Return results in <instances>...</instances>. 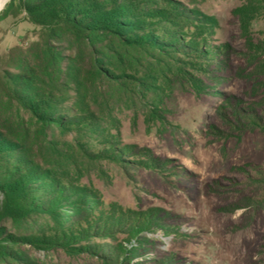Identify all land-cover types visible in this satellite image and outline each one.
<instances>
[{
  "label": "rangeland",
  "instance_id": "1",
  "mask_svg": "<svg viewBox=\"0 0 264 264\" xmlns=\"http://www.w3.org/2000/svg\"><path fill=\"white\" fill-rule=\"evenodd\" d=\"M172 2L182 27L157 35L193 48L143 59L159 68L146 105L55 130L60 155L35 146L73 200L61 224L39 214L31 229L69 244H25L24 264H264V0ZM37 30L24 13L2 19L0 65Z\"/></svg>",
  "mask_w": 264,
  "mask_h": 264
},
{
  "label": "trees",
  "instance_id": "2",
  "mask_svg": "<svg viewBox=\"0 0 264 264\" xmlns=\"http://www.w3.org/2000/svg\"><path fill=\"white\" fill-rule=\"evenodd\" d=\"M175 6L172 0H10L0 12V21L24 13L38 27L37 37L11 47L0 65V264H24L25 244L48 246L54 238L69 244L65 233L48 237L31 229L39 214L61 224L70 214L59 204L73 200L53 165H41L35 146L45 156L60 155L55 130L107 122L115 102L146 105L140 85L159 68L145 72L143 59L193 48L179 36L167 44L157 35L182 27L168 9ZM161 18L167 31L159 22L148 25Z\"/></svg>",
  "mask_w": 264,
  "mask_h": 264
},
{
  "label": "bare ground",
  "instance_id": "3",
  "mask_svg": "<svg viewBox=\"0 0 264 264\" xmlns=\"http://www.w3.org/2000/svg\"><path fill=\"white\" fill-rule=\"evenodd\" d=\"M8 0H0V10L4 7Z\"/></svg>",
  "mask_w": 264,
  "mask_h": 264
}]
</instances>
